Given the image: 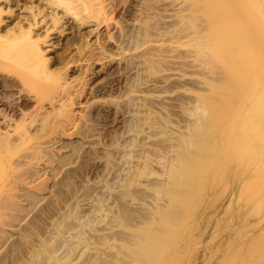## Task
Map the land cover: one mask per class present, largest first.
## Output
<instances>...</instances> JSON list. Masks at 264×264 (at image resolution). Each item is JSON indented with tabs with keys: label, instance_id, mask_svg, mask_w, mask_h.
<instances>
[{
	"label": "rangeland",
	"instance_id": "374dc122",
	"mask_svg": "<svg viewBox=\"0 0 264 264\" xmlns=\"http://www.w3.org/2000/svg\"><path fill=\"white\" fill-rule=\"evenodd\" d=\"M115 1L109 21L52 35L70 100L49 81L23 93L43 107L0 154V264H264V209L237 191L249 158L180 168L213 76L161 16L186 0Z\"/></svg>",
	"mask_w": 264,
	"mask_h": 264
},
{
	"label": "bare ground",
	"instance_id": "6f19581e",
	"mask_svg": "<svg viewBox=\"0 0 264 264\" xmlns=\"http://www.w3.org/2000/svg\"><path fill=\"white\" fill-rule=\"evenodd\" d=\"M105 1L0 0V154L28 137V118L43 107L38 95L34 103L24 92L49 81L53 91L70 100L71 83L59 68L66 55L48 52L54 47L52 35L68 29L72 19L79 27L109 21L115 0ZM162 11L161 16L173 17V37H189L200 64L213 75L204 80L209 96L200 98L196 136L188 142L197 153L182 150L180 168L201 173L218 162L211 153L220 151L235 165L248 157L238 173L237 191L244 192L245 204L264 209V0H186ZM216 73L221 76L215 78ZM54 99L50 104L55 107ZM178 171L173 170L175 177ZM257 237L264 240V230ZM257 256L264 259V245Z\"/></svg>",
	"mask_w": 264,
	"mask_h": 264
}]
</instances>
